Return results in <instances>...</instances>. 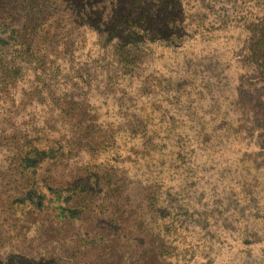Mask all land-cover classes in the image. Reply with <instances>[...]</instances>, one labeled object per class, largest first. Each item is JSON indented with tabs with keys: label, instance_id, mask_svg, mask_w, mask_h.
I'll use <instances>...</instances> for the list:
<instances>
[{
	"label": "rangeland",
	"instance_id": "374dc122",
	"mask_svg": "<svg viewBox=\"0 0 264 264\" xmlns=\"http://www.w3.org/2000/svg\"><path fill=\"white\" fill-rule=\"evenodd\" d=\"M79 1L82 11L104 6ZM242 1L219 0L217 10L235 19ZM247 1L248 21L241 24L232 21L225 30L175 44L149 39L138 53L132 84L117 52L129 43L103 37L97 44L98 30L85 33V25L78 39L74 31L73 55L53 61L55 54H49L43 66L19 60L10 67L16 75L0 74V264H264V60L252 58L257 37L247 28L253 16H264V0ZM53 2L0 0V25L8 24L4 40L23 30L29 13L35 19L31 27L55 29L64 7L56 13ZM112 2L130 6L132 0ZM112 7L108 2L103 14H115ZM129 98L141 104L148 127L162 129V135L166 130L172 140L154 162L138 161L120 145L117 154L97 149L99 164L119 160L125 172L118 174L115 216L91 209L83 219L61 225L50 215L57 204L47 191L50 211L7 210L8 196L17 197L11 155L20 146L39 138L41 148L59 149L64 158L52 163L53 176L61 189L75 185L79 160L68 151L74 156L75 144L86 145L84 134L97 140L123 135V117L132 111ZM91 155L89 149L82 152V160ZM44 171L41 178L48 176ZM153 178L154 185L147 181ZM156 187L160 193L154 196ZM105 191L96 189L95 202Z\"/></svg>",
	"mask_w": 264,
	"mask_h": 264
},
{
	"label": "trees",
	"instance_id": "16d2710c",
	"mask_svg": "<svg viewBox=\"0 0 264 264\" xmlns=\"http://www.w3.org/2000/svg\"><path fill=\"white\" fill-rule=\"evenodd\" d=\"M77 2L80 3L79 0H54L56 13L59 12L60 5L64 7V10L72 8L73 11L67 14L63 10L62 15L56 16L54 20L56 26L53 30L46 31L44 28L37 30L31 27L30 24L34 23L35 19L32 21V14L29 13L25 16L23 30L15 37L13 33V35L10 34L11 40H6V42L2 34L8 24L5 25L6 28L0 25V74L6 78L16 75L10 67L19 60H30L43 66L48 60L49 54H55L53 61H58L61 57L69 54L73 55L75 51L74 31L78 32L76 36L78 39L81 37L80 27L85 25V33L89 34L92 30H98L97 44L102 43L103 37L106 40L112 37H121L129 43L127 45L128 50L126 47H119L117 52L124 76L128 77L132 84L136 77L137 64L141 60L138 53H141V47L146 46L149 39L160 37L169 44H175L180 43L185 38L208 35L213 30H225L232 21L241 24L247 19V16H244V6L249 3L247 0H243L241 2L243 7L238 12L239 14L235 19H232L224 8L217 10L216 4L219 3V0H132L130 6L125 4L120 6L119 2L114 5L112 0H99V3H104L102 9L98 5L96 8L95 5H91L84 8V11H82V7L79 10ZM108 2L113 6L112 11H116L115 14L112 12L103 14ZM16 6L18 8V4ZM5 7L2 6V9ZM259 8H262L264 13V2L259 5ZM253 17L247 22L248 30L257 37L251 51L252 58L256 59L257 62H263L264 16L260 21L257 17ZM74 25H76L75 28ZM34 33L36 34L33 35ZM33 41H37V43L34 44ZM9 43L13 44L8 46ZM52 44L57 46L53 50ZM60 45L63 47L62 49L58 48ZM71 59L73 56H70ZM182 88L184 89L185 86ZM147 94H151V90H147ZM129 99L131 100L132 111L131 114H126L123 117L128 129L123 135H107L101 140H97L84 134L83 137H87L85 139L86 145L82 147L80 144H75L74 147L77 152L74 156L73 152L68 151L70 157L79 161L75 165L77 170L73 180V183L76 184L68 183L66 190L60 188L61 184L58 183L56 176H53L54 165L52 163L59 158H64L59 154V149L46 146L41 148L38 144L39 138H37L26 141L19 147L20 150L17 154H10L13 171L17 176V181L13 177L11 182L14 184V194L17 197L8 196L11 200L6 206L7 210L12 215L23 209H26L25 213L29 214H41L50 211L51 206L45 207L47 191L50 194L54 192V202L57 204L50 215H54V219L59 220L58 223L61 225L67 221L83 219L86 211L91 209H108L115 216L119 208L116 205L117 200H114V193L121 183L118 174L119 170L125 172L120 166L119 160L114 159L113 161L112 159V162L105 165L99 164L98 159H95L94 156L98 152L97 149L105 151L110 148L114 149V154H117L116 146L120 145L136 160L154 162L157 151L165 148V143L172 140L166 130L165 134L162 135V129H156V126L148 127L152 124H149L148 115H145L141 104L136 98ZM118 138H121L123 144L118 143ZM88 149L93 152V155L84 162L82 152H87ZM62 153L65 154V152ZM65 164L69 166L66 161ZM43 169L48 176L41 178ZM1 176L0 174V182L2 183ZM147 181L154 185L157 179L153 178ZM157 185H160L159 182ZM96 189L98 191L106 189L100 203L95 202ZM70 192L71 194H69ZM157 193H160V187H156L154 196ZM1 196L2 192L0 191V199ZM97 196L98 194H96ZM105 203L108 204L105 206ZM154 203L152 202V204ZM61 229L59 228L58 232Z\"/></svg>",
	"mask_w": 264,
	"mask_h": 264
}]
</instances>
